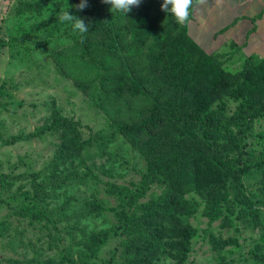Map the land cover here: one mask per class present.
<instances>
[{"label":"rangeland","instance_id":"1","mask_svg":"<svg viewBox=\"0 0 264 264\" xmlns=\"http://www.w3.org/2000/svg\"><path fill=\"white\" fill-rule=\"evenodd\" d=\"M79 2L0 0V36L8 41L0 47V264H264V112L241 149L239 125L189 128L175 113L160 114L159 126L136 138L126 135L119 123H139L155 106L177 103L174 78L161 65L153 75V38L139 45L131 34L113 39L106 29L128 27L145 11L180 44L178 56L221 71L229 86L202 113L217 122L264 100V60L205 56L161 10L162 0H142L127 16L101 0L77 11ZM66 8L89 32L59 21ZM86 35L91 55L83 50ZM60 118L74 122L69 136L85 147L78 157L61 152L68 143L65 126L53 127ZM185 129L202 141L199 152L235 170L217 200L196 187L190 163L183 172L172 163L186 152L177 142ZM169 199L176 204L159 251H132V231ZM183 225L190 235L185 259L177 237Z\"/></svg>","mask_w":264,"mask_h":264},{"label":"trees","instance_id":"2","mask_svg":"<svg viewBox=\"0 0 264 264\" xmlns=\"http://www.w3.org/2000/svg\"><path fill=\"white\" fill-rule=\"evenodd\" d=\"M191 15V14H190ZM190 18V17H189ZM93 31H97L101 28V21L95 19L93 23ZM184 34L188 37L198 49L205 55L211 56L213 54L206 53L198 44H196L188 35L187 23L184 24ZM106 32L113 38L119 39L126 37L129 34L132 35L134 40L139 45H144L149 38H153L156 41V48L152 51L154 56V63L152 64V71H154L156 77L159 75L158 65H161L163 69L169 72L174 78L175 86H171V91L175 101L169 106L157 105L153 108L152 113L146 120H142L139 123L125 124L119 123L118 130L122 131L130 137L136 138L141 133L149 131V127L153 126L157 128L159 126V115L170 113V115L178 114L181 117V122L185 127H193L195 124H202L209 129H229L234 125H239V130L236 135L237 148L243 147V140L249 135L252 129L253 120L259 117L264 112V100H262L256 106H250L243 109L239 114L230 116L224 122H217L212 120L202 113L210 106L214 100L221 95L229 86L228 80L222 75L221 71L204 66V63H192L191 61H185L183 58L177 55V50L180 44L171 38L168 34L167 28L154 18H149L147 12L141 11L130 21V25L116 28H107ZM83 50L87 55L92 54L91 45L89 43L87 35L83 38ZM8 41L0 36V47L6 46ZM261 59L262 58H255ZM145 74V72H142ZM131 94H136L139 91L137 83L128 87ZM185 95L190 97L191 100H184ZM179 100V102H178ZM74 122L67 118H60L53 124L54 129L62 125L65 126L67 131L64 134L66 138L62 146V153H66L67 157L72 155L80 156L84 150V144L77 145L74 140L69 136V128ZM41 129L40 132H42ZM177 142L180 144L185 153L180 150L173 156L172 163L176 164L177 171L183 172L184 163H190L193 169L194 183L197 188L205 190L208 195L212 196L215 200L221 198L222 192L231 179L235 170L220 161L215 153L201 150L199 144L202 141L193 139L187 129L181 131L180 138ZM86 153V152H85ZM65 157V156H64ZM88 157H93L92 153L88 154ZM63 159L61 158L59 163ZM183 169V170H182ZM132 200H136V192H132ZM176 204V201L169 199L166 204H159L156 212L147 221L149 223L140 226L135 232L132 231L134 239L127 243L132 251H143L144 253H154L159 251L162 245V237L165 230V222L171 218L172 206ZM218 214V212H215ZM155 223V224H154ZM149 226V227H148ZM177 237L179 240L180 248L182 252L180 254L181 259H185L187 250L189 248V231L188 226L183 225L177 228ZM101 240L100 234L97 235ZM141 259L143 254L140 255ZM148 258L145 256V260Z\"/></svg>","mask_w":264,"mask_h":264},{"label":"crops","instance_id":"3","mask_svg":"<svg viewBox=\"0 0 264 264\" xmlns=\"http://www.w3.org/2000/svg\"><path fill=\"white\" fill-rule=\"evenodd\" d=\"M187 30L206 53L264 59V0H205L191 11Z\"/></svg>","mask_w":264,"mask_h":264},{"label":"clouds","instance_id":"4","mask_svg":"<svg viewBox=\"0 0 264 264\" xmlns=\"http://www.w3.org/2000/svg\"><path fill=\"white\" fill-rule=\"evenodd\" d=\"M102 3L110 5L109 11L113 14L127 16L133 8H137L142 0H101ZM205 0H162L161 10L174 16L177 24L184 25L188 22L191 11ZM88 7V0H80L75 5L77 11H83ZM69 8V6H68ZM68 8L63 9L58 15L61 22H71L75 33L84 34L89 32L90 25L85 22L84 18L74 16Z\"/></svg>","mask_w":264,"mask_h":264}]
</instances>
